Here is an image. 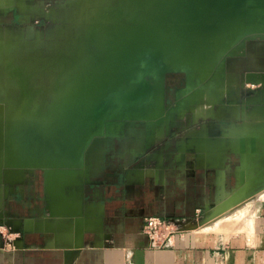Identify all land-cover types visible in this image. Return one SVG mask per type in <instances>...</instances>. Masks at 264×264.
Returning <instances> with one entry per match:
<instances>
[{
	"label": "crops",
	"instance_id": "obj_1",
	"mask_svg": "<svg viewBox=\"0 0 264 264\" xmlns=\"http://www.w3.org/2000/svg\"><path fill=\"white\" fill-rule=\"evenodd\" d=\"M33 11L3 7L0 26L38 40L44 29ZM220 70L211 101L188 102L187 79L166 74V124L126 119L75 166L33 147L20 151L24 160L1 150L0 264H264V196L250 197L248 175L249 137L264 120V35L234 43ZM43 157L55 159L44 166ZM224 208H233L226 218L240 211L239 221L209 228L201 216ZM149 215L183 219L169 245L150 243Z\"/></svg>",
	"mask_w": 264,
	"mask_h": 264
},
{
	"label": "rangeland",
	"instance_id": "obj_2",
	"mask_svg": "<svg viewBox=\"0 0 264 264\" xmlns=\"http://www.w3.org/2000/svg\"><path fill=\"white\" fill-rule=\"evenodd\" d=\"M222 1L58 0L43 2L37 8L30 2H0L4 10L9 5L15 10H34L35 24H42L44 29L42 38L28 40L18 26H0V151L6 126L18 127L28 134L24 136L25 147L31 140L29 135H34L37 157L49 151L57 155L56 161L68 160V165L75 166L88 144L114 131L126 119L140 116L150 121L159 108L163 114L167 111L155 72L171 68L189 80L192 87L184 92L183 99L201 93L204 86L219 83L220 61L233 43L247 36L264 35V0H227L224 6ZM103 12L106 17L101 16ZM132 17L136 21L144 19L145 27L146 21L149 25L145 28L138 20L140 26ZM147 85L149 94L139 98L146 93ZM62 90H66L65 95H49ZM17 92L22 93L20 97ZM201 98L213 99L206 94ZM50 107L58 112L48 110ZM159 123L165 125L166 119ZM253 131L257 148L250 156L248 169L250 197L264 196V120ZM51 160L44 157L38 163L51 166ZM233 208L215 209L201 217L211 223L209 228L232 230L230 226L239 221L241 213L226 218Z\"/></svg>",
	"mask_w": 264,
	"mask_h": 264
},
{
	"label": "water",
	"instance_id": "obj_3",
	"mask_svg": "<svg viewBox=\"0 0 264 264\" xmlns=\"http://www.w3.org/2000/svg\"><path fill=\"white\" fill-rule=\"evenodd\" d=\"M259 36V35H258ZM247 37H252V36H247ZM240 40V39H239ZM239 40H237V41H239ZM236 41V42H237ZM235 42V43H236ZM233 45H234V43H233ZM230 49V48H229ZM229 49H228V51H229ZM226 53H227V51H226ZM225 53V54H226ZM224 54V55H225ZM224 57V56H223ZM223 57H222V59H223ZM222 59H221V61H220V64H219V71H218V75H219V83H217V84H209L208 86H204L202 89H201V93H199V91H197V92H194V93H192L191 95H189L188 97H186V100L189 102L190 100V102H193V101H197V100H199V99H202L201 97L204 95V94H206L207 96H211L213 99H216L217 97H218V92H219V90H220V87H221V85H222V76H221V64H222ZM140 70H141V67H140ZM178 70H174V69H171V68H167V69H165L163 72H162V74H161V76H160V78H159V72H155L156 74H158L157 76H158V79H160V81L159 82H157V84H158V87H159V90H160V92H161V99H162V102H164V78H165V76H166V74H168V73H172V72H177ZM149 72H146L145 74H148ZM152 74H154L153 72H151ZM144 74V75H145ZM189 80H187V85L189 86V90L191 89V87H192V85H190V84H188L189 82H188ZM148 87H147V91H146V93H144L142 96H140L139 98H142L144 95H147V94H149V92H150V87H149V85H147ZM212 87H214L213 88V90H211V88ZM211 90V91H210ZM204 93V94H203ZM139 98H136V99H139ZM136 99H134V100H136ZM212 99V100H213ZM133 100V101H134ZM162 116H163V113H162V111H160V108H159V110L154 114V116L153 117H150V121H152V120H161L162 119ZM132 118H143V119H147L148 120V118H144V117H132ZM158 118V119H157ZM121 125V124H120ZM119 125V126H120ZM15 126V125H14ZM16 129H11V128H9L8 129V127L6 126V130H5V134L6 135H4V138H3V142H2V144L4 145V148L2 147V151H4V153L5 154H7L8 156L10 155V154H12L13 156H15V157H9L10 159H14V158H18V160H24L23 159V157H21V155L23 154V153H21L20 154V152H16V150L18 149L17 148V146H21L19 149H20V151L21 150H23L24 148H25V145H24V143H25V141H27V139H25V135L27 134L26 132L24 133V131H21V130H23V129H21V130H19V128L18 127H15ZM17 129H18V131H17ZM25 129V131H26V128H24ZM0 130H1V128H0ZM116 130V129H115ZM15 133H17V134H15ZM107 133H109V132H107ZM20 134V136H18ZM105 134V133H104ZM28 135V134H27ZM29 136H32V138H30L31 140H28V146H26V147H30V149L33 147L34 148V146H35V144L33 143V138H34V135H29ZM249 140H250V152L251 153H255L256 152V139H255V137H254V135L253 136H251L250 138H249ZM23 143V144H22ZM2 145V146H3ZM35 149V148H34ZM33 152V151H32ZM44 155V154H43ZM11 156V155H10ZM19 156V157H18ZM23 156V155H22ZM26 158V160H32L31 158H29L28 159V157H25ZM44 158V157H43ZM45 158H48V157H45ZM51 159V158H50ZM80 160H81V158L79 159V162H80ZM62 162V161H61ZM60 162V163H61ZM63 162H65V161H63ZM11 163V162H10Z\"/></svg>",
	"mask_w": 264,
	"mask_h": 264
},
{
	"label": "built area",
	"instance_id": "obj_4",
	"mask_svg": "<svg viewBox=\"0 0 264 264\" xmlns=\"http://www.w3.org/2000/svg\"><path fill=\"white\" fill-rule=\"evenodd\" d=\"M182 221L183 219L180 218L149 215L143 220L142 231L148 236L153 246H167L179 231ZM4 231L5 225H0V234Z\"/></svg>",
	"mask_w": 264,
	"mask_h": 264
},
{
	"label": "bare ground",
	"instance_id": "obj_5",
	"mask_svg": "<svg viewBox=\"0 0 264 264\" xmlns=\"http://www.w3.org/2000/svg\"><path fill=\"white\" fill-rule=\"evenodd\" d=\"M218 1H219V0H218ZM220 1H222V0H220ZM223 1H224V2H223ZM223 1H222V2H223V5H222V6H224L226 3H228V2H225V1H227V0H223ZM228 1H229V0H228ZM232 1H233V0H232ZM245 1H246V0H245ZM91 3H92V2H91ZM130 3H131V5H132V4H135V2H130ZM231 3H232V2H231ZM108 4H110V3H108ZM108 4H107V5H108ZM161 4H162V3H161ZM220 5H221V3H220ZM228 5H229V4H228ZM98 6H99V5H98ZM123 6H124V5H123ZM132 6H137V5H132ZM139 6H140V5H139ZM218 6H219V5H218ZM109 7H110V6H109ZM134 8H135V7H134ZM142 8H143V7H142ZM109 9H111V8H109ZM131 9H132V8H131ZM131 9L129 8L130 11H132ZM139 9H140V11H141V6L139 7ZM139 9H138V11H139ZM112 10H113V8H112ZM136 10H137V8H136ZM86 11H87V10H86ZM98 11H99V10H98ZM105 11H106V10H105ZM132 12H133V11H132ZM136 12H137V11H136ZM96 13H97V12H96ZM106 13H107V12H106ZM133 13H134V12H133ZM137 13H138V12H137ZM83 14H84V13H83ZM138 14H139V13H138ZM141 14H142V12H141ZM130 15H131V12H130ZM101 16H102V17H106L107 15H104V12H103V13L101 14ZM114 16H115V15H114ZM114 16H113V17H114ZM134 16H135V13H134ZM134 16H133V17H134ZM136 16H137V14H136ZM139 16H140V15H139ZM139 16H138V17H139ZM219 16H220V15H219ZM133 17H132V18H133ZM129 18H131V16H129ZM134 18H135V17H134ZM134 18H133V19H134ZM220 18H221V17H220ZM97 19H98V18H97ZM102 19H103V18H102ZM109 19H110V18H109ZM136 19H138V18H136ZM142 19H143V18H142ZM208 19H209V18H208ZM104 20H106V18H105ZM134 20H135V19H134ZM138 20H139V22H141V21H143L144 19H143V20L138 19ZM138 20H137V21H138ZM87 21H88V20H87ZM137 21L135 20V22H137ZM227 21H228V20H227ZM88 23H89V22H88ZM137 23H138V22H137ZM137 23H136V24H137ZM145 23L149 25V23H147V21H146ZM222 23H223V22H222ZM134 24H135V23H134ZM138 24H139V23H138ZM140 24H143V25H144V21H143V23L141 22ZM140 24H139V25H140ZM156 24H157V23H156ZM156 24H155V25H156ZM139 25H138V27H139ZM148 25H146V27H147ZM157 25H160V24H157ZM136 26H137V25H136ZM140 26H141V25H140ZM95 27H96V26H95ZM138 27H137V28H138ZM142 27H143V26H142ZM144 27H145V25H144ZM146 27H145V28H146ZM89 29H90V28H89ZM91 29H92V28H91ZM103 30H104V29H103ZM141 30H142V29H141ZM148 30H149V28H148ZM90 31H91V30H90ZM96 31L98 32V29H96ZM145 31H146V30H145ZM88 32H89V31H88ZM102 32H103V31H102ZM104 32H105V31H104ZM98 33H99V32H98ZM98 33H97V34H98ZM83 34H84V33H83ZM93 34H94V33H93ZM161 34H162V33H161ZM137 35H138V34H137ZM99 36H100V35H99ZM102 36L105 37L106 35H103V34H102ZM102 36H101V37H102ZM101 37H100V40H101ZM106 37H107V36H106ZM106 37H105V38H106ZM157 37H158V36H157ZM161 37H162V36H161ZM98 38H99V37H98ZM107 38H108V37H107ZM163 38H164V37H163ZM98 40H99V39H98ZM107 41H108V40H106V43H107ZM99 42H100V41H99ZM103 42H104V41H103ZM97 43H98V42H97ZM98 45H99V44H98ZM100 45H101V43H100ZM105 46H106V45H105ZM99 47H100V46H99ZM91 58H92V57H91ZM53 62H54V61H53ZM59 63H60V62H59ZM83 63H84V62H83ZM17 64H18V63H17ZM91 64H92V63H91ZM91 64H90V65H91ZM170 64H171V63H170ZM20 65H21V64H20ZM14 66H15V65H14ZM14 66H13V67H14ZM26 66H27V65H26ZM29 66H30V65H29ZM55 66H56V65H55ZM83 66H84V65H83ZM16 67H17V66H16ZM16 67H15V68H16ZM88 67H89V66H88ZM141 67H142V66H141ZM8 68H12V67H9V66H8ZM17 68H18V67H17ZM17 68H16V69H17ZM20 68H21V67H19V69H20ZM27 68H28V67H27ZM62 69H64V68L62 67ZM65 69H66V68H65ZM80 69H81V68H80ZM175 69H176V68H175ZM12 70H13V69H12ZM17 71H18V70H17ZM17 71L14 72V73H15V74H18ZM6 72H7V71H6ZM10 72H11V71H10ZM21 72H22V71H21ZM24 72H25V71H24ZM26 73H27V72H26ZM81 73H82V72H81ZM7 74H8V73H7ZM62 74H63V73H62ZM159 74H162V73H159ZM19 75H20V74H19ZM67 75H68V74H67ZM22 76H27V75H26V74H24V75L22 74ZM22 76H21V77H22ZM56 76H57V75H56ZM16 77H18V75H17ZM27 77H28V76H27ZM32 77H33V76H32ZM38 77H39V76H38ZM22 78H23V77H22ZM24 78H25V77H24ZM29 78H30V77H29ZM40 78H41V77H40ZM30 79H31V78H30ZM36 79H37V78H36ZM55 79H56V78H55ZM25 80H26V78H25ZM39 80H40V79H39ZM46 80H47V79H46ZM68 80H69V79H68ZM41 81H43V80L41 79ZM53 81H54V80H53ZM56 81H57V80H56ZM64 81H65V80H64ZM70 81H71V80H70ZM24 82H25V81H24ZM24 82H23V83H24ZM31 82H32V81H31ZM52 83H53V82H52ZM64 83L67 84V85H69L67 82H64ZM69 83H70V82H69ZM78 83H79V82H78ZM20 84H21V83H20ZM25 84H26V83H25ZM31 85H32V84H31ZM33 85H34V84H33ZM33 85H32V87H33ZM41 85H42V84H41ZM24 87H26V86L23 85L22 88H24ZM32 87H31V88H32ZM20 88H21V87H20ZM36 88H37V87H36ZM41 88H42V87H41ZM24 89H27V88H24ZM28 89H29V87H28ZM30 90L32 91V89H30ZM76 90H77V89H76ZM21 91H23V90H21ZM26 91H27V90H26ZM31 91H30V92L28 91V92L31 93ZM34 91H35V90H34ZM36 91H37V90H36ZM65 91H66V90H62L61 92H55V93L49 92V95H51V94H52V95H53V94H55V95H61V94L65 95V94H66ZM80 91H81V90H80ZM24 92H25V90L23 91V93H24ZM71 92H73V91H71ZM25 93H26V92H25ZM29 93H28V96L30 95ZM78 93H79V91H78ZM17 94L19 95L18 92H17ZM21 94H22V93H21ZM21 94H20V95H21ZM26 94H27V93H26ZM34 94H35V93H34ZM20 95H19V97H20ZM73 95H74V94H73ZM75 95H76V96H77V95L79 96V94H76V93H75ZM82 95H83V94H82ZM31 96H32V95H31ZM36 96H37V95H36ZM5 97H6V96H5ZM25 97H27V96H25ZM29 97H30V96H29ZM64 97H66V96H64ZM23 98H24V97H23ZM36 98H37V97H36ZM51 98H52V97H51ZM54 98H55V97H54ZM5 99H6V98H5ZM27 99H28V97H27ZM67 99H68V98H67ZM70 99H71V97H70ZM62 100H64V99H62ZM25 101H26V98H25ZM47 102H48V101H47ZM63 102H64V101H63ZM56 103H57V102H56ZM85 103H86V102H85ZM106 103H107V102H106ZM106 103L104 104V107H105ZM23 104H24V103H23ZM34 104H35V103H34ZM61 104H63V103L61 102L59 105H61ZM66 104H67V103H66ZM54 105H55V103H54ZM62 106H63V105H62ZM52 107H53V106H52ZM63 108H64V107H63ZM54 109H55V108H51V107H50V109H48V110H50V111H54ZM60 109H61V108H60ZM67 109H68V108H67ZM104 109H105V108H104ZM19 110H20V109H19ZM32 110H33V109H32ZM34 110H35V109H34ZM55 110H56V113H57V112H58V109H55ZM62 110H63V109H62ZM45 111H47V110H43L42 112H45ZM102 111H103V109H102ZM102 111H101L99 114H98V112H97V115L94 116V117H98V116L102 113ZM54 112H55V111H54ZM14 113H15V112H14ZM35 114H36V113H35ZM112 114H113V113H112ZM135 116H137V115L135 114ZM29 117H30V116H29ZM57 117H58V116H57ZM138 117H140V116H138ZM50 127H51V126H50ZM39 128H40V126H39Z\"/></svg>",
	"mask_w": 264,
	"mask_h": 264
},
{
	"label": "flooded vegetation",
	"instance_id": "obj_6",
	"mask_svg": "<svg viewBox=\"0 0 264 264\" xmlns=\"http://www.w3.org/2000/svg\"><path fill=\"white\" fill-rule=\"evenodd\" d=\"M39 5H42V4H38V5L34 4V7L37 8V6H39ZM0 225H5L3 218H0Z\"/></svg>",
	"mask_w": 264,
	"mask_h": 264
}]
</instances>
